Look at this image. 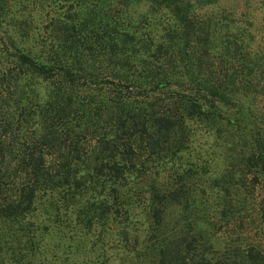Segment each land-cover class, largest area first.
Returning <instances> with one entry per match:
<instances>
[{
  "label": "trees",
  "instance_id": "1",
  "mask_svg": "<svg viewBox=\"0 0 264 264\" xmlns=\"http://www.w3.org/2000/svg\"><path fill=\"white\" fill-rule=\"evenodd\" d=\"M263 91L264 0H0V264H264Z\"/></svg>",
  "mask_w": 264,
  "mask_h": 264
},
{
  "label": "rangeland",
  "instance_id": "2",
  "mask_svg": "<svg viewBox=\"0 0 264 264\" xmlns=\"http://www.w3.org/2000/svg\"><path fill=\"white\" fill-rule=\"evenodd\" d=\"M235 3H236V1H230V2H228V5H235ZM255 97V99H252V103H253V105H256L257 107H258V109L260 110V112H264V91L263 92H261V93H258V94H255L254 95ZM259 168V170H261V171H263L264 170V160H263V162H261L260 164H259V166H258ZM260 181L262 182V186L261 187H264V179H261V177H260ZM112 253H113V255H115L114 253V251H112Z\"/></svg>",
  "mask_w": 264,
  "mask_h": 264
},
{
  "label": "water",
  "instance_id": "3",
  "mask_svg": "<svg viewBox=\"0 0 264 264\" xmlns=\"http://www.w3.org/2000/svg\"><path fill=\"white\" fill-rule=\"evenodd\" d=\"M260 172H261L262 174H264V170H263V171L260 170Z\"/></svg>",
  "mask_w": 264,
  "mask_h": 264
}]
</instances>
